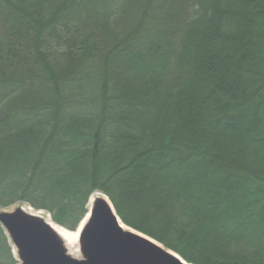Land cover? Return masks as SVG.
<instances>
[{
  "label": "trees",
  "instance_id": "16d2710c",
  "mask_svg": "<svg viewBox=\"0 0 264 264\" xmlns=\"http://www.w3.org/2000/svg\"><path fill=\"white\" fill-rule=\"evenodd\" d=\"M96 193L188 264H264V0H0V209L74 232Z\"/></svg>",
  "mask_w": 264,
  "mask_h": 264
},
{
  "label": "water",
  "instance_id": "95a60500",
  "mask_svg": "<svg viewBox=\"0 0 264 264\" xmlns=\"http://www.w3.org/2000/svg\"><path fill=\"white\" fill-rule=\"evenodd\" d=\"M99 195L91 206L89 201L83 220L79 237L82 259L68 255L61 237L42 216L23 207L0 211V226L18 264H188L153 239L125 230L111 201Z\"/></svg>",
  "mask_w": 264,
  "mask_h": 264
},
{
  "label": "bare ground",
  "instance_id": "6f19581e",
  "mask_svg": "<svg viewBox=\"0 0 264 264\" xmlns=\"http://www.w3.org/2000/svg\"><path fill=\"white\" fill-rule=\"evenodd\" d=\"M97 196H102V195H99V194L93 195L91 197V199H90V206H91V203L93 202V200ZM108 202H109V200H108ZM26 210L28 212L32 213V214H37V215L41 216L39 213H36L32 209H26ZM45 220L52 227V229L61 237L62 241L64 242V246H65V248L67 250L68 255L71 256V257H73V258H78L79 257V254H80L79 237H80V233L82 231V227L85 224L86 220L74 232L69 231V230H67L65 228H62L61 226L57 225L56 223H54L49 218H45ZM121 225L123 226V228L125 230H129V228H127L122 222H121Z\"/></svg>",
  "mask_w": 264,
  "mask_h": 264
},
{
  "label": "rangeland",
  "instance_id": "374dc122",
  "mask_svg": "<svg viewBox=\"0 0 264 264\" xmlns=\"http://www.w3.org/2000/svg\"><path fill=\"white\" fill-rule=\"evenodd\" d=\"M96 194H99V193H96ZM95 194V195H96ZM103 194V193H102ZM105 195V194H104ZM106 196V195H105ZM107 197V196H106ZM108 198V197H107ZM109 199V198H108ZM110 200V199H109ZM17 207H23L25 210L26 209H32L31 207H29V206H27V205H25V204H19V205H15V206H13V207H10V208H8V209H0V211H2V210H7V211H12L13 209H15V208H17ZM32 210H34V209H32ZM36 213H39L43 218H49L50 220H52V218H51V216H50V214L48 213V212H46V211H37V210H34ZM116 211V210H115ZM117 213V212H116ZM119 217V216H118ZM120 219V218H119ZM121 220V219H120ZM53 221V220H52ZM54 222V221H53ZM121 222H122V220H121ZM123 223V222H122ZM124 224V223H123ZM125 225V224H124ZM126 226V225H125ZM127 228H129L128 226H126ZM129 230H133V229H131V228H129ZM133 231H135V230H133ZM137 232V231H136ZM139 233V232H138ZM76 259H82V254H81V249H80V254H79V257L78 258H76ZM18 262V261H17ZM18 264V263H17Z\"/></svg>",
  "mask_w": 264,
  "mask_h": 264
}]
</instances>
